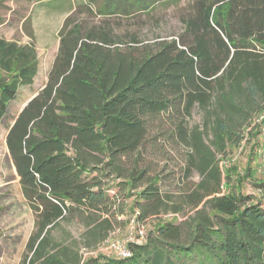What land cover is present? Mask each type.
Wrapping results in <instances>:
<instances>
[{
	"label": "trees",
	"instance_id": "16d2710c",
	"mask_svg": "<svg viewBox=\"0 0 264 264\" xmlns=\"http://www.w3.org/2000/svg\"><path fill=\"white\" fill-rule=\"evenodd\" d=\"M165 1L104 0L99 13L136 9L149 16ZM182 22L178 36L133 38L121 49L110 31L83 32L66 21L46 84L6 138L35 214L21 264H264L256 153L243 176L220 165L228 151L261 134L264 0H195ZM38 68L33 43L0 38V123ZM161 117L172 125L167 140L188 150L186 178L199 177L181 181L179 200L162 191L145 155ZM249 180L258 196L243 192ZM115 188L133 197L134 223L151 221V230L141 244L127 243V258L90 255L114 228ZM180 214L186 219L177 224ZM73 222L83 228L79 240L65 227Z\"/></svg>",
	"mask_w": 264,
	"mask_h": 264
},
{
	"label": "rangeland",
	"instance_id": "374dc122",
	"mask_svg": "<svg viewBox=\"0 0 264 264\" xmlns=\"http://www.w3.org/2000/svg\"><path fill=\"white\" fill-rule=\"evenodd\" d=\"M103 4L104 0H0V36L20 45L33 43L39 59V70L33 86L21 90L19 100L11 104L9 116L0 125V264H21L27 241L35 227V214L23 196L20 179L6 147V133L12 120L47 82L59 49V34L66 21L70 19L72 25H81L83 32L104 28L110 31L111 37L119 43L118 47L123 49L132 44L133 38L151 42L157 37L180 35L184 30L182 19L194 13L195 0H167L156 6L149 16L137 13L136 9H128V12L118 10L116 14L102 16L99 7ZM194 121H200L198 114H195ZM171 128L168 117L154 121L145 155L152 172L161 177L162 191L179 200L181 181L198 182L199 177L194 173L186 178L188 150L172 139L167 140V136L172 133ZM261 149L262 138L259 135L248 143L244 142L239 149L228 151L221 158L220 165L223 168H233L234 172L237 168L239 176H243L240 171L245 169L247 161L256 153L251 166L256 170V178L264 181ZM233 176L234 179L238 177L235 174ZM118 182L120 181L115 183ZM254 183L253 180L247 181L243 192L258 196L260 192L253 186ZM114 193H118V188L114 189ZM118 195L113 210V230L96 251L90 254L83 250L85 256H116L123 253L128 242H143L149 235L151 221L140 224L139 227L134 223L131 212L133 197L126 198L123 192ZM120 211H124V215L119 214ZM164 218L170 220L174 217L168 214ZM185 219L184 215H177L176 223ZM65 227L76 240L80 239L83 230L81 225L73 222Z\"/></svg>",
	"mask_w": 264,
	"mask_h": 264
},
{
	"label": "built area",
	"instance_id": "2783aa9c",
	"mask_svg": "<svg viewBox=\"0 0 264 264\" xmlns=\"http://www.w3.org/2000/svg\"><path fill=\"white\" fill-rule=\"evenodd\" d=\"M260 123H262V125H261L262 126L261 127V134H260L261 135V138H262L261 163L264 166V116L260 119ZM141 243L142 242H139L137 244H141ZM114 248L116 249V246ZM123 250H124L123 253H121V254L119 253L115 257H118V258H127V257L130 256V253H129L127 247H125ZM116 251H117V249H116Z\"/></svg>",
	"mask_w": 264,
	"mask_h": 264
},
{
	"label": "crops",
	"instance_id": "0c3cea01",
	"mask_svg": "<svg viewBox=\"0 0 264 264\" xmlns=\"http://www.w3.org/2000/svg\"><path fill=\"white\" fill-rule=\"evenodd\" d=\"M1 25H2V22L0 21V27H1ZM0 38H2V39H4V40H6V41H8V42H14V43H17V42H15V41H10V40H8L7 38H5V37H2V36H0ZM18 44V43H17ZM19 46H25V45H20V44H18ZM26 45H30V44H26ZM39 60V59H38ZM38 70H39V68H38ZM37 74H38V72H37ZM37 76V75H36ZM36 78V77H35ZM35 78H34V81H33V83L31 84V85H26V86H21L20 88H19V91H18V98H17V100H19V98H20V92H21V90L23 89V88H29V87H31V86H33V84H34V82H35ZM46 84V83H45ZM35 96H33L29 101H31L33 98H34ZM16 100V101H17ZM15 101V102H16ZM14 103V102H13ZM29 103V102H28ZM21 112V111H20ZM19 112V113H20ZM18 113V114H19ZM5 121V120H4ZM13 121H14V119L12 120V122H11V125L13 124ZM3 123V122H2ZM2 123H0V125L2 124ZM11 125H10V127H11ZM9 127V128H10ZM9 128H8V130H7V133H6V138H7V135H8V131H9ZM6 138H5V141H6ZM6 147H7V144H6ZM7 150H8V148H7ZM9 153V152H8Z\"/></svg>",
	"mask_w": 264,
	"mask_h": 264
}]
</instances>
